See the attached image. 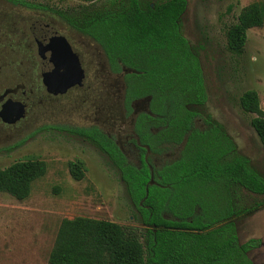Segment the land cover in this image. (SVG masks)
<instances>
[{"label":"trees","instance_id":"1","mask_svg":"<svg viewBox=\"0 0 264 264\" xmlns=\"http://www.w3.org/2000/svg\"><path fill=\"white\" fill-rule=\"evenodd\" d=\"M81 1L78 7H68L59 13L69 24L94 39L113 65L121 60L140 72L139 77L144 79L148 89L146 93L153 94L154 103H205L207 94L199 58L191 52L179 27L188 0ZM263 25L264 1L246 5L237 22L227 28V49L232 54L242 55L248 31ZM239 103L245 112L254 114L250 124L264 147V109L258 91H244ZM68 131L98 143L108 153L112 163L124 171L132 197L142 212V221L155 224L157 229L145 228L141 232L109 220L84 216L64 218L49 254L50 264H254L248 251L257 246L259 240L240 243L235 225L221 223L222 218L233 211L232 198L229 196V204H223L218 197L219 190L211 191L206 185L196 188L205 180L216 185L221 179H225L223 184L228 180L236 181L248 194L240 196L239 213L259 210L264 206V174L248 156L240 153L234 160L217 162L208 149L198 147L190 153L184 159L182 171L165 176L163 181L193 197L185 199L180 195L178 202L189 206L180 215L182 220L175 221L161 215V211L173 208L165 207V198L155 199V185H148L145 199L151 210L139 204L146 195L148 173H139L136 166L129 164L112 138L96 127L68 128ZM70 167L74 178H84L82 161L72 162ZM47 168V162L36 157L0 168V193H9L19 200L28 198L34 182L46 174ZM255 195L262 196L263 200L254 199V204L247 207L250 201L247 196L254 198ZM174 201L173 198L170 205ZM196 203L200 205V213L194 212ZM190 214L192 222L187 218Z\"/></svg>","mask_w":264,"mask_h":264},{"label":"rangeland","instance_id":"2","mask_svg":"<svg viewBox=\"0 0 264 264\" xmlns=\"http://www.w3.org/2000/svg\"><path fill=\"white\" fill-rule=\"evenodd\" d=\"M254 1L264 0H188L179 27L198 55L208 90L206 105L198 108L199 115L213 114L229 126L231 133V123H235L240 153L264 174V147L250 124L254 114L245 112L239 103L244 91L255 89L264 109V25L248 31L242 55L232 54L226 46L227 28L237 22L242 8ZM81 4V0H0V10L12 13L15 23L24 25L35 22L39 13ZM40 8L46 11L39 12ZM5 24L8 21H0V25ZM8 27L2 35L7 34ZM65 30L74 38L85 64L93 61L87 70L86 86L81 89L82 92L91 85V94L83 96L82 92L79 96L70 92L51 101L42 88L36 93L37 101L29 102L21 122L10 126L0 118V168L27 157L42 159L48 165L46 174L34 182L28 198L19 200L9 193H0V264H50L49 254L64 218L109 220L141 232L145 228L137 219H131L134 206L121 171L98 143L68 131L96 126L122 145L119 132L127 118L129 101L124 97L123 104L110 93L117 89L121 94V77L117 70L106 66L105 55L95 40L83 32ZM10 38L13 44L6 51L14 49L18 54L8 61L17 59L15 66L21 65L28 45L25 43L22 48L14 35ZM105 82L107 90L103 87ZM200 116L197 124L201 123ZM76 161L85 165L81 180L71 173L70 164ZM242 194L248 195L240 187ZM247 198V207L254 204V199L263 200L260 195ZM236 230L240 243L259 240L248 255L254 264H264V206L242 216L236 222ZM141 240L144 241L142 236Z\"/></svg>","mask_w":264,"mask_h":264},{"label":"flooded vegetation","instance_id":"3","mask_svg":"<svg viewBox=\"0 0 264 264\" xmlns=\"http://www.w3.org/2000/svg\"><path fill=\"white\" fill-rule=\"evenodd\" d=\"M37 10L39 12H42V10L44 12L46 11L43 8ZM52 10L48 13H39L35 22L24 25L16 24L15 16L12 13L10 14L0 10V21H8V24L0 25V110L3 104L13 106L14 113L17 108L16 104L24 107V114L20 119L13 123L2 121L5 125L11 126L21 122L28 112L29 102L35 103L37 101L36 93L37 91L40 92L42 88L46 90L47 96L51 101L55 97L65 96L70 92H77L79 96L82 92L84 94L83 96L91 94V85L88 86L90 88L89 91L86 88L81 92V89L86 86L87 70L92 67L93 61L85 64L74 38L65 29L67 28L71 33L81 31L69 24L59 13V9ZM63 24L67 26L64 27ZM7 27L9 28L7 29V34L2 35L1 32ZM11 35L17 38V41L22 44V48L24 47L23 44L26 43L28 45V49H25V53L23 54L24 60L18 66H15L17 59L11 62L8 61L13 58V55L18 54L14 49L6 51L8 46L13 44V41L10 40ZM182 36L185 37L184 35ZM61 37H65L70 43L72 50L79 55L85 77L82 84L72 86L64 93L52 94L47 91L43 83L42 67L50 66L51 60H53V57H55L54 54H56L59 48ZM187 42L191 52L198 57L188 39ZM98 49L105 55L104 61L106 66L117 70V73L121 77V94H118L119 91L117 89H112L110 93L120 99L123 104L124 97L126 99L128 98L129 101L126 108L127 118L125 121L123 120L119 132L123 139L122 145H119L111 134L104 133L114 140L129 164L136 166L139 173H148V184L145 185L146 195L140 199L139 204L149 211L151 210V205L145 204V199L148 195V185H155V199L163 200L165 198L167 200L165 207H172L174 209H165L161 211V215L167 219L181 221L180 215L185 213V209L188 208L186 206L189 205L178 202V200L181 201L179 198L183 194L181 192L182 189L177 190L172 184H164V177L181 172V167L185 164L184 159L198 147L211 151L214 160L217 162L234 160L235 156L240 154L236 141L239 131L236 129L235 123H231L232 134L229 126L223 120L215 119L211 113L201 117L198 108L204 107L206 103L183 105L161 102L154 103L153 94L146 93L148 89L144 83V79L139 77L141 75L140 72L128 67L121 60H118L117 65H113L100 45ZM22 68L26 69L23 71ZM63 71L64 68H61L60 72ZM134 74L137 76H132ZM204 85L207 94L208 90L205 80ZM103 87L104 89L106 87L107 90L106 82ZM124 88L126 96H124ZM198 116H200V124L196 123ZM9 117L15 116L10 115ZM227 123L230 124L229 122ZM98 129L101 130L100 128ZM190 140L191 144L188 145ZM106 154L108 155V153ZM120 171L126 185L128 197L134 206L135 215L131 216V219H137L145 228L156 230L157 227L155 224L148 225L142 221V212L132 197L129 184L124 177V171ZM224 180L221 179L218 185L213 181L209 182L205 180L204 183L197 184L196 188H202L203 185H206L211 191L219 190L218 197H221L223 204H229L227 199L230 196L232 198L230 204L233 206V211L226 218H222L221 223L232 222L236 228V222L242 216L248 214H241L238 211L241 196L238 183L228 180V183L223 184ZM167 189H169L168 192L166 191ZM183 197L185 199L193 198L190 193L183 194ZM198 197L201 198V196ZM173 198L175 201L170 205ZM194 212H201L199 203L194 205ZM187 218L191 222L193 221L192 214L188 215Z\"/></svg>","mask_w":264,"mask_h":264},{"label":"water","instance_id":"4","mask_svg":"<svg viewBox=\"0 0 264 264\" xmlns=\"http://www.w3.org/2000/svg\"><path fill=\"white\" fill-rule=\"evenodd\" d=\"M50 66H43V83L47 91L52 94H61L75 85L82 84L85 77L79 55L72 50L70 43L65 37L60 38L59 48L54 54ZM64 68L63 72L60 69ZM16 112L13 106L3 104L0 110V118L3 122L13 123L24 114V107L16 104ZM14 115L15 117H9Z\"/></svg>","mask_w":264,"mask_h":264}]
</instances>
